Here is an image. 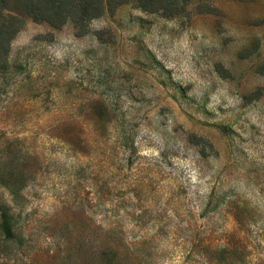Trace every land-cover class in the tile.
I'll return each mask as SVG.
<instances>
[{
    "label": "rangeland",
    "instance_id": "rangeland-1",
    "mask_svg": "<svg viewBox=\"0 0 264 264\" xmlns=\"http://www.w3.org/2000/svg\"><path fill=\"white\" fill-rule=\"evenodd\" d=\"M179 6L23 17L0 69V264H264V0Z\"/></svg>",
    "mask_w": 264,
    "mask_h": 264
},
{
    "label": "trees",
    "instance_id": "trees-1",
    "mask_svg": "<svg viewBox=\"0 0 264 264\" xmlns=\"http://www.w3.org/2000/svg\"><path fill=\"white\" fill-rule=\"evenodd\" d=\"M112 1L115 4H121L127 0ZM130 1L142 11L158 12L163 15H171L181 9L179 0ZM102 11L103 0H0V69L5 68L9 41L20 28L24 16L35 22H44L54 28L65 23H71L74 28H80L88 21L99 17ZM9 12L14 15H9ZM121 139L125 140V144L127 143L125 137ZM0 235L5 240L13 237L10 216L3 207H0ZM101 251L100 255H105L106 251L103 249ZM110 255L116 254L111 252ZM118 263V260L112 261L110 257L105 259V264ZM227 264H230V261Z\"/></svg>",
    "mask_w": 264,
    "mask_h": 264
}]
</instances>
